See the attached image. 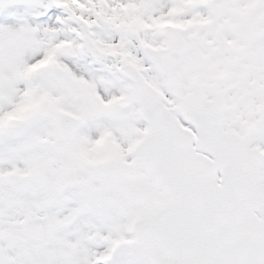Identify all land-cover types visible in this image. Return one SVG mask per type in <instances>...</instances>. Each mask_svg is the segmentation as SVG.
<instances>
[{
  "label": "snow or ice",
  "instance_id": "snow-or-ice-1",
  "mask_svg": "<svg viewBox=\"0 0 264 264\" xmlns=\"http://www.w3.org/2000/svg\"><path fill=\"white\" fill-rule=\"evenodd\" d=\"M0 264H264V0H0Z\"/></svg>",
  "mask_w": 264,
  "mask_h": 264
}]
</instances>
